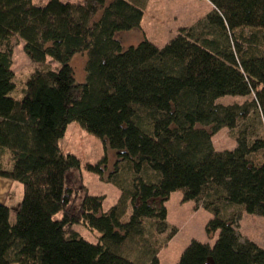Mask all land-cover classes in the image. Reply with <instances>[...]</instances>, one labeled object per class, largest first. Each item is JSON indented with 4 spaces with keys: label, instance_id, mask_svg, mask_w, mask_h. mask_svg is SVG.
<instances>
[{
    "label": "trees",
    "instance_id": "trees-1",
    "mask_svg": "<svg viewBox=\"0 0 264 264\" xmlns=\"http://www.w3.org/2000/svg\"><path fill=\"white\" fill-rule=\"evenodd\" d=\"M148 1L0 0V177L23 186L15 223L0 204V264H160L174 192L211 214L207 235L219 232L177 264H264V247L237 231L242 212L264 220V0H206L212 10L164 47L123 48L116 35L141 29ZM13 39L39 66L20 97ZM82 53L79 84L70 62ZM225 96L247 100L216 104ZM71 123L116 152L105 180L120 196L106 213L88 195L68 210L65 175L80 165L60 149ZM222 129L231 151L212 145ZM106 165L104 155L86 169L103 179ZM79 224L96 244L70 230Z\"/></svg>",
    "mask_w": 264,
    "mask_h": 264
},
{
    "label": "rangeland",
    "instance_id": "rangeland-1",
    "mask_svg": "<svg viewBox=\"0 0 264 264\" xmlns=\"http://www.w3.org/2000/svg\"><path fill=\"white\" fill-rule=\"evenodd\" d=\"M48 1L32 0V3L36 7H44ZM60 1L78 4L82 0ZM211 10L212 7L206 0H149L144 9L141 30L135 31V38L128 40L124 33L117 34L116 38L123 48L135 46L143 38H146L156 47L162 48L178 35L180 29L192 27ZM12 44V71L16 84L14 95L20 97L27 79L39 66L33 64L24 53L23 41L13 39ZM86 61L87 56L82 53L75 55L70 62L75 80L79 84L83 83L85 78ZM47 64L55 70L60 67L57 62L51 60H47ZM246 100V97L225 96L219 98L216 104L227 106L242 104ZM229 134L226 129H222L212 137V145L215 151H231L235 148V142ZM60 149L63 154L74 156L80 163L78 168L69 170L65 175V188L69 196L68 210L77 211L86 195L102 197L101 212L106 213L110 210L120 196L119 191L105 180L116 160V152L109 148L105 151L100 139L86 133L76 123H71L67 127L65 135L60 141ZM104 155L107 157V165L103 179H101L98 175L89 172L86 165L98 164ZM13 183L18 189L11 190V201L7 207L10 209L11 221L15 223V214L20 207L23 196V186L16 181ZM164 207L167 213V230L163 238L170 235L172 230L175 231V234L159 252L160 264H177L191 241H197L210 247L214 245L219 232L211 235H207L205 232V226L212 218L209 212L198 208L193 202H183L181 192L172 193L164 203ZM62 218L63 212L53 217L56 221ZM70 230L91 244L97 243L98 233L88 229L83 224L74 225ZM237 231L243 240L246 239L264 247V220L261 217L244 212L240 213Z\"/></svg>",
    "mask_w": 264,
    "mask_h": 264
},
{
    "label": "crops",
    "instance_id": "crops-1",
    "mask_svg": "<svg viewBox=\"0 0 264 264\" xmlns=\"http://www.w3.org/2000/svg\"><path fill=\"white\" fill-rule=\"evenodd\" d=\"M212 7V6H211ZM138 30V29H137ZM141 29H139L140 31ZM136 30H132V31H129V32H126L124 33L126 37H128V40H131V39H134V35H135V32ZM134 33V34H133ZM143 39H146V38H143ZM142 39V40H143ZM141 42V41H140ZM139 42V43H140ZM138 43V44H139ZM137 44V45H138ZM136 46V45H135ZM7 188V190H6ZM16 185L13 183L12 180L10 179H7V178H4V177H0V195H1V190L3 195H2V199L0 198V204L2 205H5V206H8V203L11 201V190H14L16 189ZM18 189V188H17ZM10 222L12 223L11 221V218H10Z\"/></svg>",
    "mask_w": 264,
    "mask_h": 264
}]
</instances>
